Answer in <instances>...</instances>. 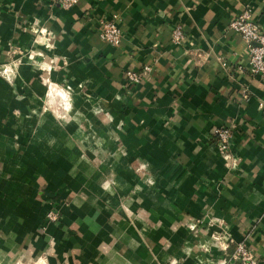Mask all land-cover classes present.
Instances as JSON below:
<instances>
[{"label":"crops","instance_id":"crops-1","mask_svg":"<svg viewBox=\"0 0 264 264\" xmlns=\"http://www.w3.org/2000/svg\"><path fill=\"white\" fill-rule=\"evenodd\" d=\"M243 11L264 33V0H0V264H218L238 241L264 264V79L228 26ZM110 18L118 44L98 33Z\"/></svg>","mask_w":264,"mask_h":264},{"label":"built area","instance_id":"built-area-1","mask_svg":"<svg viewBox=\"0 0 264 264\" xmlns=\"http://www.w3.org/2000/svg\"><path fill=\"white\" fill-rule=\"evenodd\" d=\"M59 4L63 7L69 6L77 0H58ZM228 26L238 32H240L244 41L246 42L247 49L249 51V70L252 74L258 75L264 79V33L259 31L258 24L254 22L247 11H243L233 16ZM99 36L108 43L118 44L121 39V29L116 24L115 19H101L99 21ZM182 27L181 24H176L172 28V38L175 41L182 39ZM15 51V49H14ZM11 64H5L2 66V72L8 74L12 72ZM149 65H144L142 72L136 70H127L125 72L127 82L136 83L142 77L144 72L150 70ZM262 105V103H261ZM215 132L218 137L217 146L221 154L231 157L232 164L236 162V156L231 149V137L232 130L226 124H221L215 128ZM50 219L54 221L56 219L54 214H48ZM227 243L224 244L226 246ZM232 264H257V259L252 250L244 242H237L231 253Z\"/></svg>","mask_w":264,"mask_h":264},{"label":"rangeland","instance_id":"rangeland-1","mask_svg":"<svg viewBox=\"0 0 264 264\" xmlns=\"http://www.w3.org/2000/svg\"><path fill=\"white\" fill-rule=\"evenodd\" d=\"M15 51L17 53H22V50L18 49V48ZM51 60L52 61H48V64L45 65V67L48 68L49 70H51V67L56 66V64L58 62V60H56L57 62L55 61L54 57ZM13 61H14L15 64H17V62H18L16 58ZM1 70H2V68H1ZM47 86H48L49 90L51 88L55 89L57 87L60 88V89H66V90L74 89L73 86L71 84H69L68 82L57 83L55 80H53V79L51 80L50 76H48V78H47ZM49 107H50V105H49ZM87 159L93 164H96L99 161H101L100 157H94V156H87ZM132 165H133V171H134L135 174H137L138 176H141V178H143L147 182L150 181V179H151L150 165H149V163L147 162L146 159L140 160L138 162H134ZM113 182H114L113 180H110L109 178H105V179L102 180V185L104 187H106V185H108L107 183H109L110 185H112L114 187V183ZM114 189H115V192H117V193L119 192V190H117V188L114 187ZM131 193H134V191L132 190ZM117 205H119L121 208H124V209H125V206H126V204H124L122 198H119ZM117 205H116V207H117ZM127 208H129V206H127ZM128 210L125 209V211H127V212H128ZM49 213L55 215L56 219L54 221H58L61 218V216H62V211L60 209L59 204L54 203L52 201L50 203L47 211L45 212L46 220L51 222L52 220L50 219L51 217H49V215H48ZM117 213H120V211L118 210ZM130 222H131V224L134 227H136L135 226V222L133 220H130ZM201 222H202L201 217L194 218L192 221H187L186 222V225L188 227L187 230H190V232L196 237V239L200 238V236L198 235V230H199V226H200ZM139 228L146 229V226H142V227H139ZM219 242H222V237L219 236L218 234H213V233L210 234V237L208 238V241L206 243H200L198 241V243L202 245L201 247L203 249H205V250H210V248L212 246H214L215 244H217ZM238 242H241V241H238ZM225 243L226 242H224L223 245ZM234 246H233V249H234ZM233 249L225 257H223L218 262V264H232V258H230V256H231V253H232ZM20 259L21 258H19V260ZM19 260L17 259L18 262H21L22 264H25V262H23L24 259L22 261H19ZM26 262H27V264H49L48 257H47V255L45 253L42 255V258L41 257L40 258L38 257L36 259L33 258V259H30V260H28ZM169 262H170V264H174V262L172 260H170Z\"/></svg>","mask_w":264,"mask_h":264}]
</instances>
